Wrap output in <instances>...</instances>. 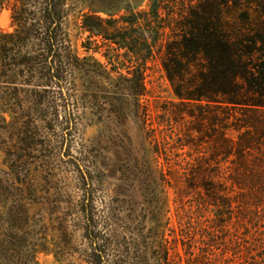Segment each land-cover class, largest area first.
Listing matches in <instances>:
<instances>
[{
	"label": "trees",
	"instance_id": "obj_1",
	"mask_svg": "<svg viewBox=\"0 0 264 264\" xmlns=\"http://www.w3.org/2000/svg\"><path fill=\"white\" fill-rule=\"evenodd\" d=\"M253 1L261 7L255 19L241 8ZM77 3L0 0V11L7 10L10 20L9 29H0V264H38L39 253L52 252L58 259L63 253L44 222L45 200L32 186L28 159L43 139L57 140L53 130L66 144L77 130L76 76L86 60L71 42ZM196 6L179 21L180 36L173 39L165 31L173 18L165 0H148L139 10H104L105 16L89 6L78 15L79 30L87 32L82 47L103 51L117 80L123 78L117 90L131 96L136 108H145V114L146 63L157 51L178 99L172 119L189 122L181 145L201 153L192 159L195 163L188 162L190 184L212 203L226 200L235 188L264 192V0H201ZM248 29L252 32L246 34ZM120 50L133 58L127 77L109 56ZM105 78L115 80L108 73ZM205 138L208 155L197 148ZM227 161L232 171L224 177ZM77 172L82 188L75 210L87 241L81 253L86 264H181L158 215L147 232L136 228L126 251L117 252L110 217L90 189L92 177L83 168ZM47 213L50 218L53 212ZM59 227L66 234L65 221Z\"/></svg>",
	"mask_w": 264,
	"mask_h": 264
},
{
	"label": "rangeland",
	"instance_id": "obj_2",
	"mask_svg": "<svg viewBox=\"0 0 264 264\" xmlns=\"http://www.w3.org/2000/svg\"><path fill=\"white\" fill-rule=\"evenodd\" d=\"M199 1L165 0L167 14L173 15L170 28L165 29L168 37L180 36L179 21L198 9ZM77 2L70 23L71 42L78 56L86 57L85 70L76 76L77 130L68 144L57 129L53 130L57 140L43 139L28 159L32 186L45 200L44 222L50 237L64 246L60 259L52 252L39 253L38 264H86L81 253L87 241L75 210L82 188L77 168L92 177L90 189L96 191L97 205L110 217V234L117 252L126 251L136 228L147 232L158 215L167 244L179 252L181 264H264V192L235 188L226 200L212 203L203 190L190 184L188 162L201 153H196L193 146L181 145L187 139L189 122L172 119L171 110L176 109L178 99L159 53L154 52V58L146 63L149 93L141 99L145 114V108H136L131 96L117 90V84H124L123 78L117 80L118 74L111 70L115 67L106 64L103 51H85L82 47L87 32L79 30L78 15L89 6L105 16L104 10H139L148 0ZM241 8L252 19L261 14L255 1ZM9 25V12L1 10L0 29H9ZM251 32L248 29L245 33ZM109 56L116 70L123 77L129 76L126 70L132 68V56L123 50L110 51ZM107 73L115 79L113 82L105 78ZM115 81L118 83L113 85ZM144 119H148L146 128ZM148 135L154 136L157 144ZM208 143L205 138L197 147L203 155H208ZM231 171L229 161L223 163L221 175L226 177ZM47 210L53 212L50 218ZM60 221L67 225L66 234L59 227Z\"/></svg>",
	"mask_w": 264,
	"mask_h": 264
}]
</instances>
